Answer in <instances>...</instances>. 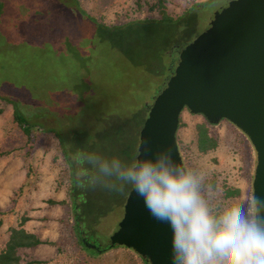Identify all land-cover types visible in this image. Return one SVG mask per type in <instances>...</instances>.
I'll list each match as a JSON object with an SVG mask.
<instances>
[{
    "label": "rangeland",
    "instance_id": "obj_1",
    "mask_svg": "<svg viewBox=\"0 0 264 264\" xmlns=\"http://www.w3.org/2000/svg\"><path fill=\"white\" fill-rule=\"evenodd\" d=\"M229 1L0 0V96L16 102L26 118L63 139L70 163L69 168L62 160L56 137L44 135L32 157L34 186L14 212L7 213L11 192L24 171L19 156L22 141L10 123L11 106L0 103V152H7L0 157V211L6 213L0 248L7 227H16L21 216L28 218L23 224L27 232L59 246V251L44 244L21 250L22 261L85 263L70 234L75 215L81 237L99 249L107 246L130 188L120 192L95 184L86 157L94 153L130 160L137 154L147 109L173 70L178 52ZM160 7L166 16L179 19L153 22L160 18ZM98 25L120 28L106 31ZM179 118L176 142L182 164L201 171L224 201L251 196L255 155L245 136L225 120L206 124L217 146L201 154L195 148L194 130L204 119L187 110ZM228 188L237 189V196L225 197ZM69 196L75 214H70L69 201L66 206L45 204ZM96 253L89 264H140L138 256L124 247Z\"/></svg>",
    "mask_w": 264,
    "mask_h": 264
},
{
    "label": "water",
    "instance_id": "obj_2",
    "mask_svg": "<svg viewBox=\"0 0 264 264\" xmlns=\"http://www.w3.org/2000/svg\"><path fill=\"white\" fill-rule=\"evenodd\" d=\"M182 110L209 125L225 120L245 136L255 155L251 196L264 197V0L229 1L178 52L147 109L136 152L167 149L182 163L175 138ZM82 245L99 252L93 243ZM107 246L131 250L148 264H171L168 227L150 215L131 189Z\"/></svg>",
    "mask_w": 264,
    "mask_h": 264
},
{
    "label": "clouds",
    "instance_id": "obj_3",
    "mask_svg": "<svg viewBox=\"0 0 264 264\" xmlns=\"http://www.w3.org/2000/svg\"><path fill=\"white\" fill-rule=\"evenodd\" d=\"M86 159L95 184L130 188L168 227L171 264H264V197L224 201L201 171L178 163L167 149L130 160L94 153Z\"/></svg>",
    "mask_w": 264,
    "mask_h": 264
},
{
    "label": "trees",
    "instance_id": "obj_4",
    "mask_svg": "<svg viewBox=\"0 0 264 264\" xmlns=\"http://www.w3.org/2000/svg\"><path fill=\"white\" fill-rule=\"evenodd\" d=\"M159 15L160 18L158 20H155L153 22H159V23H173L177 21L179 18H172L170 16H166L163 12L162 7L159 8ZM88 19L91 22H94L93 18L88 17ZM145 22H152L145 20ZM100 28L110 31V30H116L120 27H106L103 25H98ZM4 103L5 105L11 106V117H10V123L11 126L18 131L19 136L21 138L22 144L20 148V159L22 168L24 171L23 178L21 182L16 186V188L11 192L10 196V209L7 211V213H13L14 208L17 205V202L23 198V196L26 194L29 189L34 186L35 180H36V172L33 165V153L42 137L44 135L50 133L53 136L56 137V139L59 142V148L61 151V158L64 161L65 164H67L70 168V163L68 161V157L66 154V151L64 150L63 145V139L58 137L56 134H53L51 129L43 127L40 123L34 122L26 118L20 110L16 106V102L9 98H5L0 96V103ZM180 127V118L178 119V126ZM176 138V135H175ZM177 143V142H176ZM194 144L197 152L201 154L208 153L210 151H213L216 146L217 142L213 136L210 135L205 120L202 123H199L195 126L194 130ZM7 155V152L2 153L0 152V157ZM71 170V169H70ZM71 175V176H70ZM73 184V178L71 171L69 172L68 176V190L70 193V190L72 189L71 186ZM238 194V190L235 188H228L224 191L225 197H235ZM67 201L70 203V214H75V204L74 199L72 196H69L68 199L65 200H51L48 199L45 201V204L49 207L52 206H66ZM79 213L82 214L81 218L85 221V213L79 209ZM6 215V213H3L0 211V226L3 223L2 216ZM75 219L73 223L70 225V234L72 235V239L76 246L78 247V251L84 256L87 261L82 264H89L90 258L92 256L97 255L95 251H91L87 248H85L82 245L81 242V235H80V225L78 223L77 216H73ZM77 219V220H76ZM28 220L25 216H21L19 219V222L16 227L8 226L6 229V240L3 244V246L0 248V264H37L38 262L35 260H28V261H22L19 252L21 250H31L35 249L39 245H51L56 246V251H59L58 242H50V241H41L35 234L27 232L23 228V224ZM115 248L108 247L105 245L104 248L100 249L99 252H105L108 249ZM138 260L140 264H148L146 260L138 257Z\"/></svg>",
    "mask_w": 264,
    "mask_h": 264
},
{
    "label": "flooded vegetation",
    "instance_id": "obj_5",
    "mask_svg": "<svg viewBox=\"0 0 264 264\" xmlns=\"http://www.w3.org/2000/svg\"><path fill=\"white\" fill-rule=\"evenodd\" d=\"M171 72H172V71H171ZM205 122H206V121H205ZM206 124H208V123L206 122ZM215 125H216V124H215ZM81 234H82V233H81ZM81 234H80V235H81ZM83 241L87 242L85 237H82V238H81V242H83ZM88 243H89V242H88ZM93 244H94V243H93ZM97 249H98V251H100L99 246H97ZM92 251H93V250H92Z\"/></svg>",
    "mask_w": 264,
    "mask_h": 264
}]
</instances>
